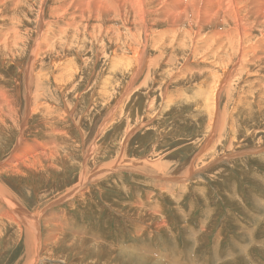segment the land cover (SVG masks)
<instances>
[{
    "label": "bare ground",
    "instance_id": "1",
    "mask_svg": "<svg viewBox=\"0 0 264 264\" xmlns=\"http://www.w3.org/2000/svg\"><path fill=\"white\" fill-rule=\"evenodd\" d=\"M259 31L260 36L257 35ZM263 42L264 0H0V68L13 75V83L9 86L7 79L0 73V155L3 152L5 155L9 145L14 144L6 158L0 157L3 159L0 161V234L9 226V222L24 229L26 240L23 243L28 264L51 262L54 249L61 245L67 246L78 257L83 254V258L87 257L88 249L97 258L104 257L101 264H112L109 259L121 264L161 263L146 258L133 260L131 255L119 259L109 251L101 256L104 249L99 245H89L79 237L68 238L61 228L54 229L61 227L56 224L60 218L49 214L50 209L74 196L85 195L87 192H84L83 186L98 181L105 173L110 175L125 168L132 171L146 168V161L126 163L123 158L117 157L110 166L102 164L91 169L87 164L94 160L92 156L97 149V143L93 141L85 149V164L81 166L70 162L69 131L60 130L58 133L59 125L48 119L57 116L61 124H67L68 118L73 116L67 114L65 108L57 110L53 104H68L71 107L75 104L70 99L73 94L72 99L79 100L81 106V91L85 87V90L90 91L93 104L99 101L101 105H109L118 100L117 93L113 97L112 92L116 90L113 86L121 89L124 81L130 80V85L134 87L143 77L150 81L153 76L151 73L160 69V83L168 91L167 94L171 92L172 84L182 90L187 86L184 83L197 82L192 94L199 101L198 111H202L198 115L206 121V127H203L209 132L207 142L213 143L220 131H227L226 120L230 124L237 122L235 114L242 109L248 110L252 102L259 107L258 113L264 114V77H259L264 75V45L260 46ZM203 65L201 70L199 66ZM189 67L194 68L191 72L194 75L188 73ZM49 69L50 75L46 77L45 72ZM117 71L120 75L113 85V75ZM181 72L190 77H181ZM69 73L74 74L72 81L67 77ZM95 74L99 77L95 76L94 80L97 81L90 86V77ZM78 75L79 79L74 83ZM105 75L106 79L100 87L102 92L96 94L99 92L97 90L94 93ZM251 80L254 83L262 82L259 84L261 89L257 87L255 89L259 90L252 96L241 97L246 90L243 83L245 85ZM120 100L115 104L118 105ZM113 110L114 107L107 110L108 117ZM57 111H60L58 115L51 116ZM208 143L204 150L201 148L196 153L197 159L200 160L209 150ZM119 163L122 165L118 166ZM74 167L80 169L78 177L73 178V182L77 180L76 184L70 180ZM161 171L158 169L159 173ZM186 172L189 173L187 179L195 177L193 170L188 171L187 168ZM26 177L31 183L50 181L59 186L61 192L55 198L47 196L38 208L30 211L18 196L19 188L11 184L13 180ZM183 177L179 180H185ZM138 211L135 210L133 216L142 222L151 218L146 212ZM46 215H51V218L41 221ZM42 226L50 228V231ZM83 258L79 260L81 264L86 263ZM63 261L66 260L63 258ZM89 261L91 263L87 264H97L94 257Z\"/></svg>",
    "mask_w": 264,
    "mask_h": 264
},
{
    "label": "rangeland",
    "instance_id": "2",
    "mask_svg": "<svg viewBox=\"0 0 264 264\" xmlns=\"http://www.w3.org/2000/svg\"><path fill=\"white\" fill-rule=\"evenodd\" d=\"M260 33L261 31L257 35L260 36ZM261 45H264V42ZM97 65L99 66V63ZM188 69L189 74L194 71V68ZM50 72L51 69L47 70L45 76L48 77ZM160 72L161 70L157 69L151 73L153 76L150 81L153 85L143 77L134 87L130 85V80H125L121 89L113 86V89L116 88L115 92H112L113 97L117 93L118 100L121 98L118 105H116L118 100L110 102L111 107L106 103L101 105L102 102L99 101L93 104L90 91L85 90V87L81 91L83 96L81 106L79 100L72 99L73 94L70 99L75 104L71 107L68 104L67 106L53 104L57 110L65 108L67 114L75 117L68 118L67 124H61L56 116L60 111H57L51 115L56 116L55 118L48 119L59 125L58 133L60 130L69 131L70 162L82 166L85 149L94 141L97 143V151L94 150L92 156L94 160L87 164L91 169L102 164L110 166L117 157L123 158L126 163L146 161L144 166L149 168L148 171L144 167L136 168V171L120 169L117 173H110L111 177L105 173L98 181L89 183L90 185L85 184L86 186H83L84 192H87L85 195L74 196L48 211L49 214L60 218L56 224L61 227L54 229L61 228L68 238L79 237L89 245H99L104 249L101 256H105V252L109 251L119 259L131 255L133 260L146 258L159 260L163 264H264V114L258 113L259 107L252 102L248 110L242 109L235 114L237 122L230 124L226 120L227 131L221 123L224 131H220L218 137L216 135L213 143H208L209 132L204 128L206 121L204 117L201 118L202 111H198L199 101L192 94L197 82L184 83L187 86L182 90L176 84H172L171 92L167 94L168 91L160 83ZM0 73L11 86L13 75L3 68H0ZM98 74L90 77V86L97 81L94 79L95 76L99 77ZM114 74L113 85L117 81L116 77L120 75L119 71ZM189 74L181 72L180 76L188 78ZM196 74L199 75L198 72ZM79 75L74 83L78 81ZM262 76L264 77L259 75ZM67 77L72 81L74 74L69 73ZM105 79L106 75L101 78L94 93L97 90L99 92L96 94L102 92L101 82ZM145 81L149 84L146 85ZM253 81H247L245 85L243 83L246 90L241 97L252 96L255 91L261 89L259 84L262 82ZM257 87L259 89L256 90ZM147 101L150 102L146 103ZM113 107L111 117H108L107 110H112ZM191 111L193 113L196 111V115H200L196 116ZM86 116L89 119L88 117L86 119ZM207 143L209 150L200 155V160L197 159L196 153L201 148L204 150ZM9 146L5 155L4 152L1 153V158L7 157L14 144ZM227 150L228 152L230 150V153ZM155 164L156 168L153 170ZM187 168L188 171L193 170L196 173L195 177L187 179L189 175L186 172ZM143 169L145 171L141 172ZM158 169L163 171L159 173ZM79 170L72 168L70 174L72 184L77 183V180L73 182V178L78 177ZM182 177L185 180H179ZM33 183L28 177L18 178L11 183L19 188L18 196L30 211L38 208L47 196L55 198L61 192V188L50 181ZM135 210L144 211L145 214L151 215V218H146L143 223L133 216ZM49 218L51 215H46L41 221ZM42 227L50 231V228ZM25 240L24 229L9 222V226L0 234V264H28L27 250L24 249L23 243ZM86 251L87 257L83 258V254L78 257L71 253L67 246L61 245L54 249V259L51 262L46 261V264H81L79 261L81 258L87 264L91 263L89 260L92 257L97 260V264L104 262V257L97 258L88 252V249ZM63 258L66 261H63ZM109 261L112 264H121L113 259Z\"/></svg>",
    "mask_w": 264,
    "mask_h": 264
}]
</instances>
